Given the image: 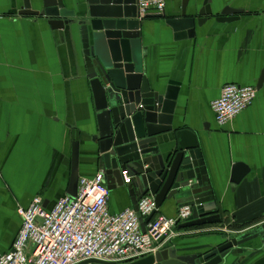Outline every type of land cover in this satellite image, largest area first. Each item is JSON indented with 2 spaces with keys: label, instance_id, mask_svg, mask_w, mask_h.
<instances>
[{
  "label": "crops",
  "instance_id": "1",
  "mask_svg": "<svg viewBox=\"0 0 264 264\" xmlns=\"http://www.w3.org/2000/svg\"><path fill=\"white\" fill-rule=\"evenodd\" d=\"M76 1L66 0L67 8L75 10ZM31 3L33 11L42 9V0ZM182 3L167 0L165 17L152 18L151 13L142 20L144 74L151 88L163 94L169 83L180 84L175 129L195 130L206 143L223 222L180 229L165 247L179 255L203 256L224 241L213 232L264 224V0H213L215 16L197 26L194 39L177 40L168 18ZM23 8L24 0H0V254L12 249L21 229L19 208L39 196L50 209L69 196L76 142L80 178L103 172L92 142L98 134L97 111L82 41L53 30L46 17L20 15ZM226 11L235 21L217 20ZM229 84L255 87L258 94L249 109L221 128L212 103ZM237 166L241 171L235 183ZM132 199L127 188H116L110 211L135 208ZM179 210L171 201L159 213L176 218ZM246 248L250 253L231 256L228 263L264 264V240Z\"/></svg>",
  "mask_w": 264,
  "mask_h": 264
},
{
  "label": "water",
  "instance_id": "2",
  "mask_svg": "<svg viewBox=\"0 0 264 264\" xmlns=\"http://www.w3.org/2000/svg\"><path fill=\"white\" fill-rule=\"evenodd\" d=\"M75 5V10H69L66 0H42V9L35 12L31 0H24L20 15L46 17L53 30L68 31L82 41L97 111L98 134L92 142L109 190L127 188L136 210L146 196L155 198L158 211L171 201L179 208L190 207L192 215L180 226L182 230L222 224L204 138L195 130L175 129L180 84L169 83L163 94L153 90L145 77L138 0H86L84 5L77 0ZM227 13L217 20L235 21ZM214 16L213 0H204L202 6L200 0H183L168 25L177 40L194 39L197 26L201 28ZM74 148L68 192L72 198L77 196L80 180V143ZM125 171L130 173L129 185L124 183ZM240 171V166L234 168L233 182L238 183ZM44 206L48 208L47 203ZM154 215L146 220L140 217L144 232ZM258 238L264 239V224L203 256L168 249L133 264H229L231 256L243 253V245Z\"/></svg>",
  "mask_w": 264,
  "mask_h": 264
},
{
  "label": "built area",
  "instance_id": "3",
  "mask_svg": "<svg viewBox=\"0 0 264 264\" xmlns=\"http://www.w3.org/2000/svg\"><path fill=\"white\" fill-rule=\"evenodd\" d=\"M140 19L163 15L167 0H138ZM212 103L219 127L224 128L249 109L258 94L255 87L229 84ZM128 171L122 173L125 185L131 183ZM111 191L103 172L79 180L77 196H66L52 208L35 197L27 208H19L21 229L12 249L0 254V264H133L165 250L180 234L192 215L182 207L176 218L159 213L155 198L140 200L137 210L112 213ZM145 232L140 217L148 219Z\"/></svg>",
  "mask_w": 264,
  "mask_h": 264
},
{
  "label": "rangeland",
  "instance_id": "4",
  "mask_svg": "<svg viewBox=\"0 0 264 264\" xmlns=\"http://www.w3.org/2000/svg\"><path fill=\"white\" fill-rule=\"evenodd\" d=\"M258 224L259 223L252 224V225L244 227V228L234 227L233 226V227H228L227 229L223 230L224 232L223 231H215V232H213L212 233L213 236L221 237V238L224 239V241H222V243H219V244L215 245L210 250L205 251V254H208L211 251H214L217 247L221 246L222 244L227 243L228 241L232 240L233 238H237V236H239L241 232H243V231H245V230H247L249 228H252V227H254V226L258 225ZM88 264H114V263H110V262H108V263H104V262L103 263L90 262Z\"/></svg>",
  "mask_w": 264,
  "mask_h": 264
},
{
  "label": "flooded vegetation",
  "instance_id": "5",
  "mask_svg": "<svg viewBox=\"0 0 264 264\" xmlns=\"http://www.w3.org/2000/svg\"><path fill=\"white\" fill-rule=\"evenodd\" d=\"M261 225H263V224H261ZM261 225H258V226H261ZM258 226H255V227L249 228L248 230H245V231L241 232L240 235H243V234H245V233H247V232H249V231H251V230L257 228ZM240 235H239V236H240ZM239 236H237V237H239ZM258 239H259V238H258ZM261 239H262V238H261ZM262 240H264V239H262ZM247 244H248V243H246L245 245H243V246L241 247V250L243 251V253H241L240 255L250 253L249 249L246 248V245H247ZM238 255H239V254H238Z\"/></svg>",
  "mask_w": 264,
  "mask_h": 264
}]
</instances>
